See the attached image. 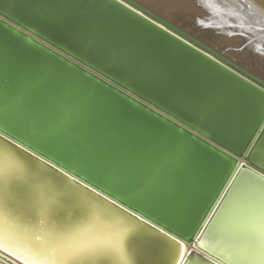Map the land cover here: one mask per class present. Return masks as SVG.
I'll return each mask as SVG.
<instances>
[{"label":"bare ground","instance_id":"bare-ground-1","mask_svg":"<svg viewBox=\"0 0 264 264\" xmlns=\"http://www.w3.org/2000/svg\"><path fill=\"white\" fill-rule=\"evenodd\" d=\"M116 1L147 18L124 2ZM139 1L156 8L173 24L179 23L182 30L214 45L226 58L249 67L258 75L264 74V0H213L209 9L200 6L199 0ZM197 18L203 22L199 23L201 26L207 25L208 32L195 27ZM231 30L239 32L224 44L221 38H229ZM7 33L9 37L0 34V46L11 74L14 77L35 75L45 85L57 81L62 91L51 93V110L44 120L0 123V131L84 183L91 181V187L115 199L117 204L135 211L159 228L171 229L170 235L179 234L187 249L185 257L195 253L192 264H208L202 253L194 249V244L199 239L208 248L210 233L237 227L243 207L235 199V189H229L204 233L198 235V229L221 197L239 160L237 164L223 162L224 158L217 154L214 158L203 157L199 162L202 154L194 146L195 142L186 141L179 130L170 126L162 130L148 123L147 118L133 115V111L141 110L135 104L119 97L123 100L120 103L112 92L99 87L95 81L87 80L84 75H73L66 65L49 58L46 51L41 53L39 46L22 38L16 30ZM32 48L40 52L33 55ZM239 48L241 53L236 51ZM130 109H133L131 113ZM144 114L148 113L144 111ZM155 119L157 124L166 127L163 120ZM156 156L164 164L163 172L159 171V164L152 163ZM120 164L131 172L133 179L117 171L116 166ZM138 169L142 170L139 175ZM164 175L168 177L166 182H162ZM227 247L219 240L209 251L200 250L227 264H264V258L236 259L225 252Z\"/></svg>","mask_w":264,"mask_h":264},{"label":"water","instance_id":"water-1","mask_svg":"<svg viewBox=\"0 0 264 264\" xmlns=\"http://www.w3.org/2000/svg\"><path fill=\"white\" fill-rule=\"evenodd\" d=\"M120 1L168 31L116 0H99L101 16L88 32H81L69 22L40 21L38 16L42 9L35 2L24 4L16 0H0V15L5 19L7 15H13L21 20V24H26L27 27H22L15 20H8L9 28L45 49L49 58L66 65L73 75H84L87 80H93L99 87L112 92L117 101L123 98L138 106L141 110L133 111V115L147 118L148 123L162 130L169 126L179 130L186 141L192 139L202 154L199 162L203 157L214 158L218 154L224 158L223 162L237 164L239 160L237 170L241 165H247L249 173L264 174L259 162H248L250 150H255L257 145L264 146V107L260 104L264 97V77L226 58L213 46L137 1ZM3 34L10 36L7 32ZM30 51L33 55L40 52L33 48ZM151 116L163 120L166 127L157 124ZM5 136L0 131V145L6 144ZM8 140L12 138L8 136ZM16 144L11 147L16 149ZM24 149L20 145L16 150L27 155ZM44 161L41 157L38 166L54 172L55 169L50 167L53 163L45 165ZM237 175L238 172L234 171L231 177ZM231 177L207 220L199 227L198 235L204 233L205 225L210 224L228 194L229 184L234 183ZM81 182L82 186L84 182ZM89 188L92 187L89 185ZM90 195L95 196V193ZM103 196L100 193L97 199L102 200ZM112 207L120 213L125 208ZM131 212L128 209V213ZM150 225L151 222L144 227L155 231ZM194 249L202 253L208 264H227L219 257ZM0 264H19V261L11 254L10 248L7 251L0 249ZM161 264L168 262L162 259Z\"/></svg>","mask_w":264,"mask_h":264},{"label":"snow or ice","instance_id":"snow-or-ice-1","mask_svg":"<svg viewBox=\"0 0 264 264\" xmlns=\"http://www.w3.org/2000/svg\"><path fill=\"white\" fill-rule=\"evenodd\" d=\"M16 2L38 3L42 9L40 21L69 22L81 32L90 31L101 16L99 0ZM212 2L199 0L206 9L211 8ZM8 20L21 24L13 15H7V19L0 15V34L13 30L8 27ZM44 51L41 49V53ZM53 91H62L59 82L45 85L35 75L14 77L5 66L0 46V123L44 120L51 110ZM260 104L264 107V97ZM4 140L6 144L0 145V249L10 248L19 264H161L162 259L168 264H192L195 253L185 257L187 249L179 234L170 235L171 229L158 228L155 223L150 225L155 231H149L144 225L150 221L142 215L128 213L127 208L123 213L114 210L112 206L119 209L122 205L115 199L109 200L107 195L97 199L100 193L95 187L89 188L91 181L81 186V180L55 164L50 166L54 172L42 169L37 164L41 157L35 151L29 153L25 148L24 155L16 150L20 145L15 138L9 141L5 136ZM13 144L16 149L11 147ZM250 151L248 162H259L264 173V146L257 145ZM47 163L45 160L44 164ZM152 163L159 164V171L163 172L159 156ZM116 167L127 179L134 178L123 164ZM233 170L238 175L231 177L235 183L229 184V188L235 189V199L243 207L237 227L210 233L208 248L199 239L194 247L209 251L212 244L223 240L228 245L225 252L236 259L264 258V174L249 173L247 165ZM141 171L138 169L136 174ZM167 179V175L162 176V182Z\"/></svg>","mask_w":264,"mask_h":264},{"label":"rangeland","instance_id":"rangeland-1","mask_svg":"<svg viewBox=\"0 0 264 264\" xmlns=\"http://www.w3.org/2000/svg\"><path fill=\"white\" fill-rule=\"evenodd\" d=\"M135 1H137L138 3H140V4H142L143 6H145V7H147L148 9H150V7L151 6H148V5H146L145 3H143V2H141V1H139V0H135ZM236 1V0H235ZM248 1V0H247ZM237 2V1H236ZM235 2V3H236ZM145 4V5H144ZM248 6H250V5H248ZM241 7V6H240ZM236 8H238V7H236ZM150 10H152V11H154V12H156V13H158L159 15H161L163 18H165V19H167V20H169L170 21V19L169 18H167V16H165V15H163V14H160L157 10H156V8H152L151 7V9ZM165 16V17H164ZM190 19V18H189ZM211 19H212V17H211ZM197 21H199L198 20V18L197 19H195V22L197 23ZM172 22V21H171ZM172 23H174V22H172ZM176 24V26H180V24L179 23H175ZM207 25L205 24V25H200L199 23H197L196 25H195V27L197 28V29H201V30H203L204 29V32H208V28L206 27ZM225 26H221V28H224ZM219 28V27H218ZM186 31V30H185ZM257 31V30H256ZM188 32V31H187ZM213 32H215V30L213 31ZM238 32L239 31H232L231 30V32H230V34H229V38H226V37H224V38H221V39H219V40H221V41H223L224 42V44L225 43H227V42H230V38L231 39H233V36H237V34H238ZM188 33H190V32H188ZM218 33H222V30L220 31V32H218ZM192 34V33H191ZM230 35H231V37H230ZM195 36V35H194ZM196 37V36H195ZM237 38V37H236ZM261 43H263V40H262V42ZM214 46V45H213ZM229 46V45H228ZM243 47V46H242ZM242 47H240V48H242ZM213 48H215L216 50H217V48L214 46ZM240 48L239 49H237L236 51H238V50H240ZM247 49H248V47H246ZM244 48H242L241 50H243ZM246 49V50H247ZM241 50H240V53H241ZM218 51V50H217ZM225 55V54H224ZM226 56V55H225ZM245 56L247 57V54H245ZM249 56V55H248ZM233 60V59H232ZM233 61H235V60H233ZM236 62V61H235ZM249 67H247V69H248ZM261 77H264V74H261Z\"/></svg>","mask_w":264,"mask_h":264}]
</instances>
